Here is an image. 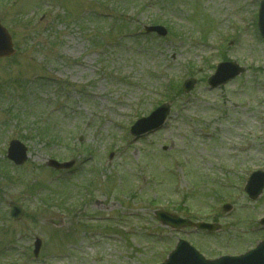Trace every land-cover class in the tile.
<instances>
[{"label": "rangeland", "instance_id": "374dc122", "mask_svg": "<svg viewBox=\"0 0 264 264\" xmlns=\"http://www.w3.org/2000/svg\"><path fill=\"white\" fill-rule=\"evenodd\" d=\"M261 1L0 0L17 50L0 61V264H158L180 239L215 259L264 240L253 231L264 194L243 192L264 170ZM155 22L167 38L140 36ZM223 58L247 71L210 91ZM189 78L195 90L176 96ZM166 102V128L134 140L131 126ZM13 139L29 148L20 168L6 158ZM50 159L77 167L56 172ZM11 201L25 210L19 222ZM157 210L221 230L174 233Z\"/></svg>", "mask_w": 264, "mask_h": 264}, {"label": "water", "instance_id": "95a60500", "mask_svg": "<svg viewBox=\"0 0 264 264\" xmlns=\"http://www.w3.org/2000/svg\"><path fill=\"white\" fill-rule=\"evenodd\" d=\"M261 31L262 34L264 36V4H263V10H262V14H261ZM152 31H157L160 34H166L165 31L160 30V29H153ZM14 54V50H13V46H12V42H11V38L8 35L7 31L0 26V58L2 57H8ZM244 72L243 69L239 68V66H237L234 63L231 64H224L221 65L220 70L218 72V74L213 77V79L211 80L212 83L214 84H222L224 82H226L229 79H234L235 77L241 75ZM194 81L188 82L186 84L185 87V91L189 92L193 86H194ZM165 112L166 114L169 112L167 107H163V109L161 111H159L158 113H156L155 115H153L152 118L148 119V120H143L141 121V123L143 122H148L151 121L156 115H161L162 119L165 116ZM162 119L158 120L156 123L152 124L150 127L146 128V131H150L151 129H156L158 128V126L161 124V121H163ZM9 158L11 160H13L17 165H22L27 161V150L26 148L19 142H15L13 143V145L10 148L9 151ZM52 167L57 168V169H63V168H69L71 167L72 164H66V165H60L56 162H51L50 164ZM260 176V174H256L254 176V181L256 180V177ZM264 184V183H263ZM262 188V186H261ZM255 196L254 198H257L258 195L261 193V189L258 188L257 191L255 192ZM12 207V215L16 220H19L22 215H23V211L22 209L17 206V205H11ZM158 218L164 220L165 222H169L173 227H178L181 228L183 226L186 225H190L189 222H185V221H181L178 219H175L174 217H167L165 216L163 213H158ZM201 227H207V228H211L210 226H201ZM185 252H187L186 249H181L180 252H178V254L176 255V259H173V262H168L169 264H177V262L179 263L180 260H183V255L185 254ZM259 254H262L261 259L258 260L257 264H264V252H260ZM251 254L243 257V258H235V259H223V260H219L215 263H205L202 262L199 257L195 256V264H254V258L250 257Z\"/></svg>", "mask_w": 264, "mask_h": 264}]
</instances>
